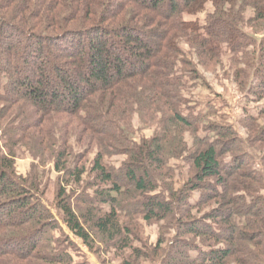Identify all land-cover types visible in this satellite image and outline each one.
Masks as SVG:
<instances>
[{
  "label": "trees",
  "instance_id": "16d2710c",
  "mask_svg": "<svg viewBox=\"0 0 264 264\" xmlns=\"http://www.w3.org/2000/svg\"><path fill=\"white\" fill-rule=\"evenodd\" d=\"M213 1L201 26L185 15L209 0H0V264H75L52 234L60 227L39 167L16 172L22 150L54 164L62 221L90 251L97 235L130 251L124 264H264V106L257 118L246 111L245 140L217 124V140L199 138L198 119L182 111L178 64L198 75L191 60L179 61L183 41L206 68L228 43L238 88L264 102V0ZM136 111L160 124L151 139L134 138ZM117 155L127 157L119 171L107 163ZM174 159L190 165L181 190L169 179ZM86 176L111 187L96 193L108 212L84 190L77 195ZM137 215L173 221L169 246L161 237L150 250L135 247Z\"/></svg>",
  "mask_w": 264,
  "mask_h": 264
},
{
  "label": "rangeland",
  "instance_id": "374dc122",
  "mask_svg": "<svg viewBox=\"0 0 264 264\" xmlns=\"http://www.w3.org/2000/svg\"><path fill=\"white\" fill-rule=\"evenodd\" d=\"M215 5L213 0H209L206 4L205 10L197 15H185L187 22H197L201 26H205L208 22L210 15L215 12ZM253 12L247 10L245 13V20H249L253 17ZM249 32V31H248ZM223 54L220 57V63L215 67H202L197 66V58L194 55L193 49L190 45L186 44L185 41L181 43V47L184 52V56L179 58V61L191 60L194 66L198 69L197 74L193 75L189 71H185L183 68L184 64L179 63L180 71L179 74L183 77V87H181V93L184 97L185 103L182 106V111L194 119H198L199 123V138L210 137L214 141L217 140L216 133L212 131L211 125L217 124L219 126H231L242 139H247L250 132H248L243 125L246 111L258 117V111L264 106L263 103H257L255 101L248 100L245 93L240 91L236 82V76L234 67L231 62V58H234V53L231 52L228 43L222 44ZM237 54V53H235ZM239 57L242 54H238ZM210 64H215L211 62ZM242 70L245 68L244 65L239 66ZM192 68V67H190ZM193 69V68H192ZM146 116L142 115L139 111H136L132 117L131 127L134 132V138L137 142L142 139H151L159 130L160 124L158 121L146 122ZM158 119H161L159 114ZM151 122V123H150ZM259 126L264 127V120L261 119L258 123ZM187 142L192 147L194 138L190 133L186 134ZM251 150V148H248ZM82 150H79L81 152ZM252 151V150H251ZM78 152V153H79ZM19 156L16 159L15 169L18 175L27 177L33 166H38L40 171V182L46 185L47 193L44 197V202L48 209L51 211L52 217L57 221L60 229L53 231V235L56 238L63 239L66 241L62 250L67 251L73 257L74 263L76 264H124L123 257L128 256L129 252L126 250L122 252L115 247V243L108 244L103 236L95 235L96 246L94 251H90L83 242L76 238L66 227L62 221V214L56 206V184L59 175L54 170V164L48 163L43 166L40 163V159H36L28 150H22V153H18ZM257 157H261L260 152H255ZM91 161L94 158V154L88 157ZM127 161V157L124 155H117L107 159V163L113 166L116 170H120L124 163ZM259 162V161H258ZM170 168L172 169L169 175V179L174 185L175 190H181L183 185L191 177L190 165L183 159H174L170 161ZM256 169H261V165L257 163ZM42 175V176H41ZM94 176L85 177V183L82 188H75L77 195L81 194L84 190L87 194H90L96 201L93 202L95 207H102L104 211L110 210L109 206H103L96 198V193L102 190H111L109 186L105 187L102 185H94ZM107 188V189H106ZM164 186L161 185L157 190V193H164ZM199 193L195 194L193 201L199 199ZM92 205V206H93ZM86 208V207H84ZM205 208L202 214H193L196 218L202 217L209 209ZM124 215V214H123ZM136 218V219H135ZM135 227L137 228L138 234L133 235V245L135 247L144 250L142 242H146L148 249H152L157 245L160 238L165 239V246L168 247L170 242L175 238L176 227L173 221H165L158 223H148L142 215L135 217ZM126 218L121 217V221L124 224ZM140 238V240H139ZM103 241V242H102ZM196 256V252L192 253ZM143 264H163L162 262H152V260H144Z\"/></svg>",
  "mask_w": 264,
  "mask_h": 264
}]
</instances>
